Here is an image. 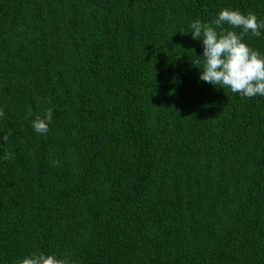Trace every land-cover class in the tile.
<instances>
[{"label":"trees","instance_id":"trees-1","mask_svg":"<svg viewBox=\"0 0 264 264\" xmlns=\"http://www.w3.org/2000/svg\"><path fill=\"white\" fill-rule=\"evenodd\" d=\"M221 8L264 20V0H0V264H264V96L192 63L190 23ZM244 41L264 53V29Z\"/></svg>","mask_w":264,"mask_h":264},{"label":"clouds","instance_id":"clouds-1","mask_svg":"<svg viewBox=\"0 0 264 264\" xmlns=\"http://www.w3.org/2000/svg\"><path fill=\"white\" fill-rule=\"evenodd\" d=\"M189 28L192 38L202 40L203 44L202 60L192 62L201 69L200 80L228 88L244 98L264 96V53L251 48L244 41L249 33L256 37L261 35L264 20H258L252 12L244 14L238 9L221 8L211 22L196 19ZM27 115L31 116V111ZM3 116L4 111L0 109V117ZM51 122L52 109L49 108L43 115L37 113L31 126L35 132L46 134ZM0 139L7 141L8 136ZM4 159H12L11 153L6 154ZM58 163L53 161L54 165ZM16 264H78V261L68 255L61 257L55 253L33 252L18 259Z\"/></svg>","mask_w":264,"mask_h":264}]
</instances>
